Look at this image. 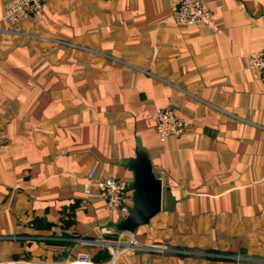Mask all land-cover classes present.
<instances>
[{
	"label": "crops",
	"instance_id": "crops-1",
	"mask_svg": "<svg viewBox=\"0 0 264 264\" xmlns=\"http://www.w3.org/2000/svg\"><path fill=\"white\" fill-rule=\"evenodd\" d=\"M0 0V264H264V0H202L221 33L173 22L175 0H44L11 26ZM188 127L160 141L153 112ZM136 154L159 213L118 230L86 174L131 183ZM169 193L172 202L165 201ZM117 252V253H116Z\"/></svg>",
	"mask_w": 264,
	"mask_h": 264
},
{
	"label": "built area",
	"instance_id": "built-area-1",
	"mask_svg": "<svg viewBox=\"0 0 264 264\" xmlns=\"http://www.w3.org/2000/svg\"><path fill=\"white\" fill-rule=\"evenodd\" d=\"M44 0H8L3 6L4 21L14 26L22 21H32L43 7ZM173 22L182 26H201L209 32L218 35L221 29L212 12L202 0H175L172 13ZM251 68L259 76L264 87V51H259L251 57ZM155 133L162 142L172 136H179L188 127L186 120L179 119L170 109L156 108L153 112ZM95 189L102 197L106 208L111 213L115 224L122 222L129 214L132 206L131 183L119 178L95 179L94 169L86 174L83 191L89 194ZM106 246H113L116 251H166L167 248L151 244L143 245L137 242L131 234L120 232L113 241ZM117 253V252H116ZM246 257L236 255L233 264H241ZM66 264H95L87 256L82 255Z\"/></svg>",
	"mask_w": 264,
	"mask_h": 264
},
{
	"label": "water",
	"instance_id": "water-1",
	"mask_svg": "<svg viewBox=\"0 0 264 264\" xmlns=\"http://www.w3.org/2000/svg\"><path fill=\"white\" fill-rule=\"evenodd\" d=\"M133 174L132 206L126 218L115 224L118 232L133 234L137 228L147 225L155 217L162 202V187L160 180L152 174L149 161L142 154H136L127 167ZM165 201L172 202L169 193Z\"/></svg>",
	"mask_w": 264,
	"mask_h": 264
}]
</instances>
